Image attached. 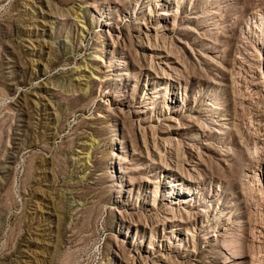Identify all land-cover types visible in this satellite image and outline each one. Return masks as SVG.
<instances>
[{
    "label": "rangeland",
    "instance_id": "obj_1",
    "mask_svg": "<svg viewBox=\"0 0 264 264\" xmlns=\"http://www.w3.org/2000/svg\"><path fill=\"white\" fill-rule=\"evenodd\" d=\"M0 264H264V0H0Z\"/></svg>",
    "mask_w": 264,
    "mask_h": 264
}]
</instances>
